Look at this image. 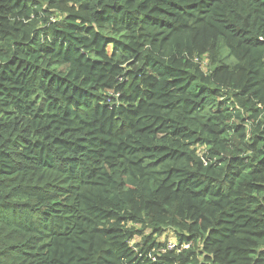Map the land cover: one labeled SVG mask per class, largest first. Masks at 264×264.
Listing matches in <instances>:
<instances>
[{"label":"trees","instance_id":"trees-1","mask_svg":"<svg viewBox=\"0 0 264 264\" xmlns=\"http://www.w3.org/2000/svg\"><path fill=\"white\" fill-rule=\"evenodd\" d=\"M0 264H264V0H0Z\"/></svg>","mask_w":264,"mask_h":264},{"label":"built area","instance_id":"built-area-1","mask_svg":"<svg viewBox=\"0 0 264 264\" xmlns=\"http://www.w3.org/2000/svg\"><path fill=\"white\" fill-rule=\"evenodd\" d=\"M162 241L165 242V243H167L166 244V247L163 249V251H166V249L172 250V249L176 248L177 245H178V243H177L176 240H162ZM183 247L184 248H188L189 245L188 244H185Z\"/></svg>","mask_w":264,"mask_h":264},{"label":"rangeland","instance_id":"rangeland-1","mask_svg":"<svg viewBox=\"0 0 264 264\" xmlns=\"http://www.w3.org/2000/svg\"><path fill=\"white\" fill-rule=\"evenodd\" d=\"M161 239L162 240H175L174 235L171 233L164 235Z\"/></svg>","mask_w":264,"mask_h":264}]
</instances>
